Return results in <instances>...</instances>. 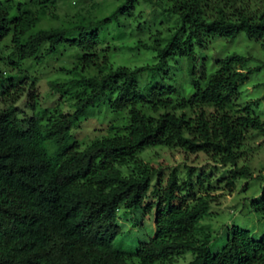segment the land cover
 <instances>
[{
	"label": "trees",
	"instance_id": "trees-1",
	"mask_svg": "<svg viewBox=\"0 0 264 264\" xmlns=\"http://www.w3.org/2000/svg\"><path fill=\"white\" fill-rule=\"evenodd\" d=\"M61 2L0 0V264H264V235L205 224L212 193L240 179L260 184L246 199L264 220V174L241 165L252 137L264 142L261 100L237 101L264 61L233 52L208 70L198 56L207 39L244 35L264 51V0H124L102 18L97 0L64 18ZM117 49L155 62L114 67ZM53 59L64 65L48 107L30 71ZM94 117L105 131L80 138ZM161 149L204 153L226 172L195 180L187 166L166 180ZM151 215L153 235L137 237ZM124 236L134 244L119 247Z\"/></svg>",
	"mask_w": 264,
	"mask_h": 264
},
{
	"label": "rangeland",
	"instance_id": "rangeland-1",
	"mask_svg": "<svg viewBox=\"0 0 264 264\" xmlns=\"http://www.w3.org/2000/svg\"><path fill=\"white\" fill-rule=\"evenodd\" d=\"M71 3L59 4L57 9V14L60 17H65L66 15H73L79 11V6L75 4L77 0H70ZM101 3L99 11L96 16L99 18L109 16L124 0H97ZM252 5H257V0H251ZM87 7L90 6L92 0H86L85 2ZM82 7L83 4H80ZM145 15L151 16L149 8H146L143 5ZM147 11V13H146ZM96 12V11H95ZM154 19H151L153 21ZM174 23L173 20H165L162 27L160 28L163 32H169L170 28ZM110 37L113 34L112 29L110 28ZM245 36V35H244ZM239 37L237 40L231 42L228 40L207 39L205 44V49L198 50V56L202 58H208L207 65L208 70L215 67L217 60L224 58L225 56L238 52L244 55H252L256 58L264 61V51L261 49L260 45L255 43L253 40L245 37ZM113 42V41H112ZM132 42V41H129ZM107 43V42H106ZM119 44V42H115ZM113 43V44H114ZM69 58L65 56V62H68ZM201 61V59H200ZM155 62L154 54L147 53L144 51L131 52L129 50H119L117 49L112 55V64L114 67L124 66L131 69L144 66L149 63ZM199 63V69H200ZM64 65L63 61L60 60H47L39 65L35 66L30 71V74L36 76L38 79V91L40 94V102L44 106H53L58 102V96H54L49 87V81L54 78L58 70ZM264 70L255 75L252 80L244 86L240 97L238 98L239 104H245L249 100L260 99L261 103L255 109L256 112L264 119ZM22 106V104H21ZM98 118H91L88 121L81 123L80 127L76 130V133L80 138L85 136L93 137L100 133H103L104 126L100 124ZM250 150L246 153V159L241 161V165L248 164L253 172V175L264 174V142L262 137L254 136L250 140L249 144ZM159 156L155 157L153 165L156 168L161 167L160 161H164L166 167V180L172 169L176 168L178 170L179 176L184 179L187 174V166L195 167L197 170L194 174V179L200 177L203 172L207 174H212L214 178H220L224 175L225 168L214 167L212 162H209V158L204 153L198 154H186L179 149H161L158 151ZM148 158L154 157L152 154L147 156ZM228 170V168H227ZM247 186V187H245ZM261 191L260 184L255 181L240 179L237 182L236 189L230 193L228 191L219 190L212 193L215 196L213 201L212 215L205 220V224H212L215 231L217 232L224 224H236L242 228L250 230L256 237H262L264 235V220L259 214L253 211L250 199L247 197L258 195ZM153 215L143 216L142 226L139 228V232L136 233L137 237L142 239L146 238L147 235H153L155 227L153 226ZM126 227L125 230H127ZM131 236H125L119 238L117 245L119 247L124 245L127 247L129 243L134 244ZM191 261V256L188 255L185 258L179 260L177 264H188Z\"/></svg>",
	"mask_w": 264,
	"mask_h": 264
}]
</instances>
